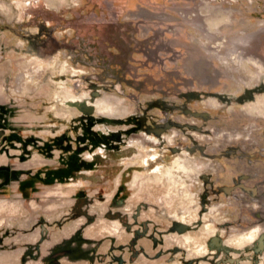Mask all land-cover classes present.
I'll use <instances>...</instances> for the list:
<instances>
[{
	"label": "rangeland",
	"instance_id": "1",
	"mask_svg": "<svg viewBox=\"0 0 264 264\" xmlns=\"http://www.w3.org/2000/svg\"><path fill=\"white\" fill-rule=\"evenodd\" d=\"M16 1H23L18 4L26 9L18 7L15 0H0V75H4L0 81V101L5 100L0 106L8 109L6 122L11 128L5 134L15 129L23 139L34 136L38 145L64 133L69 137L65 143L73 149L79 145L77 141L83 131L78 120L80 112L70 101L87 100L96 108V114L105 121L103 125H96L95 130L110 133L125 129L123 124L113 126L108 121L139 114L149 101L160 98L161 93L173 101L172 80L176 74L185 80L180 92L200 91L202 97L195 106L210 111V125L218 132H229L237 126L236 105L224 101L209 105L208 98L212 99L216 93L234 97L254 85L264 73V0H61L58 10L45 5L44 0H35L31 5L30 0ZM39 3L44 6H37ZM123 23L134 28L138 38L142 33L166 31L169 43L180 47L172 52L149 53L115 48L95 57L94 53L66 46L50 58L40 57L31 50L32 39L40 41L54 36L73 43L79 32L89 37L90 32L105 33ZM18 73L16 88L14 77ZM117 75H121L123 82L116 80ZM193 80L194 84L189 87L188 82ZM93 82L99 89L95 99L89 97L96 91ZM205 93L210 94L203 97ZM182 101L176 100L179 104ZM102 103H110L109 108L100 109ZM153 113L162 115L158 109ZM178 118L180 122L186 119L181 114ZM174 132L179 133V139L186 135L175 128L171 133ZM212 135V141L222 139ZM194 137L202 140V133L195 131ZM121 139L115 152L103 146L95 152L84 151L82 155L86 159H92L98 152V165L95 170L84 171L73 179L52 185L36 182L29 196L20 189L21 182L28 178L26 174L0 188V256L10 257L4 264H29L36 260L43 253L34 237L45 238L51 227L71 218L82 221L83 230L77 234L92 244L89 249L94 243L104 241L99 249L102 256L110 252L111 238L117 246L128 241L132 234L121 220L108 216L112 211L111 199L124 181L126 167L140 163L158 147L141 134H123ZM65 151L56 148L48 156L20 141L10 144L2 140L0 165L21 171L53 168L59 166L60 157L67 156L69 152ZM173 162L167 161L166 167ZM178 167L186 169L185 164L179 163ZM182 171L176 172L179 176L173 178L171 168L158 167L156 177L146 170H135L132 195L115 213L140 216L137 219L149 222L154 233L157 228L165 230L171 222L164 211L178 213L184 202L187 204L185 192L192 193L199 188L194 174V179L187 180L184 174L188 172ZM228 216L238 220L237 211H230ZM180 219L191 221L195 216ZM90 228L97 233L95 239L83 236ZM159 234L156 232V236L160 237ZM162 238L161 258H156L157 249L148 241L147 251L153 256H142L135 264H174L177 246L174 239L181 245L186 244L177 234ZM203 240L195 236L191 245L196 249L194 255H199L198 247ZM232 244L238 246V238ZM115 254L122 255L117 247ZM124 256L125 264H129L128 253ZM108 263L119 264V261L110 258Z\"/></svg>",
	"mask_w": 264,
	"mask_h": 264
},
{
	"label": "flooded vegetation",
	"instance_id": "2",
	"mask_svg": "<svg viewBox=\"0 0 264 264\" xmlns=\"http://www.w3.org/2000/svg\"><path fill=\"white\" fill-rule=\"evenodd\" d=\"M136 33L134 28L123 23L105 33H98L96 30L90 32L89 37L79 32L73 43L48 36L47 39L40 41L32 39L30 46L33 53L43 58H50L66 46L72 50L94 53L95 57L115 48H119L118 50L122 48L126 52L133 50L149 53L155 50L172 52L180 47L177 43L176 45L169 43L167 32L163 30H156L154 34L142 33V37L139 38ZM48 34L50 35V32ZM93 35L96 37L93 38ZM176 75L172 80V87H175L171 95L173 101L170 102L167 96L161 93L160 98L149 101L139 114H131L127 119L116 117L108 121L113 126L125 125L126 128L123 130L101 133V130H95L94 127L98 124L103 125L105 120L96 114V108L94 107L91 113H85L77 107L80 112L78 120L83 131L79 135L77 141L79 145L75 149L69 143H65L69 140L65 133L44 141L42 145L37 144L34 136L28 137L29 140L25 146H34L43 155L50 156L49 154L56 148L69 153L67 156L60 157L59 166L36 171H22L16 179L20 180L24 174L30 177L39 170H43V176L53 177L58 181V177L55 176L57 174L48 175L47 172L66 167L71 173L68 177L64 176L66 175L64 172L60 173V177L66 180L73 179L84 171L95 170L98 165L99 153H95L92 159H86L82 155L84 151L90 149L95 152L98 147L103 146L115 152L119 150L123 134H141L146 139L149 138L148 140L156 144L158 148L152 151V154L144 156L140 163L126 167L123 171L124 181L116 188L111 199L112 211L108 214L112 219L118 217L128 233L132 234L131 237L118 246L111 238L110 252L105 253V256L100 255L103 253L99 250L104 241L94 243L91 250L82 248L81 253L87 252L88 255L91 253L93 259L100 257L103 262L109 256L119 261V264H125L124 254L128 253L129 264H135L142 256H153L147 251L148 241H152V246L157 249L156 258H161L164 254L162 237L177 234L183 238V244L186 246L174 239L177 242V246L174 247L176 255L173 259L174 264H264V73L258 77L254 85L238 92L234 97H228L226 93H216L212 99L208 98L209 105H219V101L236 105L237 126L229 132H218L215 126L210 125L212 121L210 111H203L195 106L201 100L200 91L180 92L179 88L185 80ZM117 76L116 80L123 82L120 79L121 75ZM19 78L18 73L14 77L16 88ZM193 84L194 80L188 82L189 87ZM92 87L96 91H93L89 97L95 99L98 96V85L93 82ZM206 94L210 93H205L203 97L209 96ZM178 99H182V103H177ZM77 102L92 105L87 100ZM154 109L162 111V115L153 113ZM180 114L185 116L184 121L180 122L178 118ZM174 128L183 131L182 133L186 132V135L179 139L178 132L171 133ZM195 131L202 133V140L194 137ZM213 133L215 137H222V139L212 141ZM21 144L24 145V142ZM83 146L87 147L83 149ZM145 159L147 161L143 162ZM171 160L174 161L173 165L166 167L167 161ZM179 163L185 164L186 169L178 167ZM158 167L171 168L173 178L175 175L179 176V173L175 174L176 172L182 170L183 173L188 172L184 174L186 179L197 178L195 183L199 187L198 191L185 192L187 204L185 205L184 202L178 212L181 215L164 211L171 223L165 230L157 228L156 232L161 233L160 237L156 236V232L150 231L149 222L137 219L140 216L115 213V209L123 207L132 195L131 181L135 170H146L156 177L155 170ZM16 171L21 170L10 167L8 175L14 178ZM160 175L163 176V174ZM230 211H237L238 220L233 221L229 218ZM192 215L195 216L194 220L180 219L182 216ZM252 233H256L255 237L248 240ZM195 236L204 239L202 245L198 247L199 255H194L196 249L194 244L191 246ZM235 238H238V246L232 244ZM84 243L87 242L82 244ZM178 245L182 249H179ZM116 247L122 255L116 256ZM62 255L64 254L52 255L51 262L56 263Z\"/></svg>",
	"mask_w": 264,
	"mask_h": 264
},
{
	"label": "crops",
	"instance_id": "3",
	"mask_svg": "<svg viewBox=\"0 0 264 264\" xmlns=\"http://www.w3.org/2000/svg\"><path fill=\"white\" fill-rule=\"evenodd\" d=\"M33 1L35 0H30L29 2L30 5L34 3ZM18 2L15 0V3L17 4V6L20 7L19 4H21L23 1L19 2V4ZM44 2H45V5L58 10L61 0H44ZM37 6H44V5L42 3H39ZM20 8L26 9L23 7H20ZM35 8L36 7H34L33 9ZM1 42L2 41L0 40V45H1ZM1 68H4V67H1ZM3 77L4 75H0V81L3 79ZM4 101L5 100L2 99L0 102L2 103ZM82 224H83L82 221L76 220V218H71L70 220H66L62 224L57 223L58 225L57 227H51L52 229H50V231L48 232L45 238L37 237L36 235L34 238L40 242L39 249L41 250L43 254L35 258L36 260H32V262L30 261L29 264H105V262L100 261L101 260L100 257L93 259L91 257V253L87 257H72L68 254H64L59 258V260L56 263H48L47 259L53 252H55L59 247L65 245L69 240H71L79 232V230H83ZM45 230L46 228L43 227L44 233H45ZM95 234L97 233L93 230V228H90L88 229L86 235L83 233V236L91 240V239H95L94 237L96 236ZM77 244L78 242L75 241L73 242L72 246H77ZM88 246L91 247L92 244L89 245L88 243H84L81 245V248H85V249L87 248V250H91L88 248ZM9 258L10 257H8L7 255H5V257L1 255L0 264H4V262H7ZM110 258L111 257L108 256V258L106 259L107 263ZM23 261H26L25 258H23Z\"/></svg>",
	"mask_w": 264,
	"mask_h": 264
},
{
	"label": "trees",
	"instance_id": "4",
	"mask_svg": "<svg viewBox=\"0 0 264 264\" xmlns=\"http://www.w3.org/2000/svg\"><path fill=\"white\" fill-rule=\"evenodd\" d=\"M7 113H8V109L6 107L0 106V143L2 142V140L10 144H13L15 141H21V142H24V145H26L29 139L28 138L23 139L22 135L19 134V132L16 131L15 129H13V131L10 134L8 135L5 134V129L11 128L10 124L6 122ZM9 170H10L9 166H0V180H1L0 188L8 185L11 180L16 179L19 176V174L22 173V171H16L14 178H12L10 175H8ZM43 172H44L43 170H39L36 174L30 175V177H28L27 179L21 182L20 189L24 195L26 196L30 195V190L35 189L34 186L36 182H42L44 184H53L57 181L56 178H53V177L47 178L43 176ZM63 172L66 174L64 175L65 177H68L69 174L71 173V171L68 170L67 167L62 168V169H57V170H51V171H48L47 173L48 175L57 174L55 176L58 177L59 179L58 181H65L66 179L60 177L59 175L60 173H63ZM75 241L78 242L77 246H72L73 242ZM83 242H85L83 238H81L79 234H76L65 245L59 247L52 255L61 253V254H68L72 257H87L88 256L87 252L81 253V250H82L81 244ZM51 256H49L47 259L48 263H52Z\"/></svg>",
	"mask_w": 264,
	"mask_h": 264
},
{
	"label": "water",
	"instance_id": "5",
	"mask_svg": "<svg viewBox=\"0 0 264 264\" xmlns=\"http://www.w3.org/2000/svg\"><path fill=\"white\" fill-rule=\"evenodd\" d=\"M72 105L78 107L79 109H81L83 112L85 113H91L94 110V106L90 105L86 102H70ZM83 202V201H82ZM81 205V203H80Z\"/></svg>",
	"mask_w": 264,
	"mask_h": 264
},
{
	"label": "bare ground",
	"instance_id": "6",
	"mask_svg": "<svg viewBox=\"0 0 264 264\" xmlns=\"http://www.w3.org/2000/svg\"><path fill=\"white\" fill-rule=\"evenodd\" d=\"M109 105H110V103H102L101 106H100V109H104V108H107L108 109L109 108ZM254 235H255V233L250 234L248 240L253 239Z\"/></svg>",
	"mask_w": 264,
	"mask_h": 264
}]
</instances>
